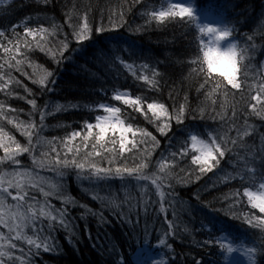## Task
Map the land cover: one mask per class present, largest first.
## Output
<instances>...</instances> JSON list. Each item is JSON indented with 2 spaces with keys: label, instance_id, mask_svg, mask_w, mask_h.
I'll return each instance as SVG.
<instances>
[{
  "label": "snow or ice",
  "instance_id": "obj_1",
  "mask_svg": "<svg viewBox=\"0 0 264 264\" xmlns=\"http://www.w3.org/2000/svg\"><path fill=\"white\" fill-rule=\"evenodd\" d=\"M50 0H37L39 5H47ZM126 3V0H124ZM144 0H133V4H141ZM166 4V6H165ZM160 7L145 4L142 10L144 24L138 26L147 29L155 23L157 28L169 23L192 26L198 33V51L186 62L190 64L184 79L193 77L198 81L197 92L203 91V100L195 108L187 103L185 96L182 103H173L171 109L164 102L151 99L143 94L133 95L129 88L113 87L111 100L127 106L122 108L115 103L104 100L91 101L81 105L79 101L50 102L38 104L37 93L13 75L14 72L31 80L40 89V95H45L54 89V72L42 70L38 76L30 75L24 70L25 64L32 67L31 54L39 51L48 56L54 63L60 64L69 59L65 53L70 49L69 33L78 45L91 41L93 33L105 31L102 22L93 28L89 14L93 12L91 3L78 7L76 4L66 6L64 23L57 24L54 20L47 26L38 22L35 27L29 26L27 18L24 22L23 35L17 33L19 24L12 25L11 36L0 29V264H35L34 257L41 252L60 254V245L53 232L57 228L66 233L70 244L76 242L77 234L72 220L69 218V208L75 207L77 201L67 193L62 183L66 174L74 173L77 179L105 180L116 178L121 181L135 182L139 190V199L125 191V199L118 202L117 197L100 196L93 192L92 199L101 201L116 211L122 212V204L128 203L131 210L132 201L136 206L142 204L147 214L151 196L150 187L154 188L159 205L158 213H167L172 209V219L168 221V230L157 237L156 246L159 252L143 247L149 242L147 230L141 247L137 250L135 264H171L174 250L169 246V232L176 236L180 219L177 213V200L174 188L176 184H186L199 180L208 172L218 170L224 172V180H238L243 189V196L252 209L264 214V135L259 143H248L255 133V125L251 118L264 121V66L257 68L252 64V52L258 47L255 34H246L247 44L239 40L238 25L227 18L213 16L209 12L202 15L197 12L195 0L193 3L165 0ZM103 10H101L102 12ZM103 16H101V21ZM110 30L122 27L125 20L124 3L109 8ZM264 37V20L255 30ZM63 35V39L52 38ZM30 38V39H29ZM207 38V39H205ZM223 45V47H221ZM80 48L71 49L72 53ZM119 49L110 56L112 62L127 68L134 80L142 82L146 91L159 92L161 81L166 73L158 65L144 62L137 69L133 63L127 62ZM212 52L218 57L227 58L229 63L222 67L210 66L208 54ZM177 60V63H184ZM201 77L203 78L201 80ZM51 78V79H50ZM22 88L26 95H21L16 89ZM101 93L107 95V90L101 88ZM171 98V92H170ZM24 100L31 106L26 113L27 120L20 119L24 109L12 107L8 100ZM146 105V111H145ZM85 108L88 118L80 126L67 132L63 137H45L42 133L49 116L69 110ZM51 108V111L48 109ZM131 109L132 112H128ZM97 113L93 115L92 113ZM139 113L148 124L153 125L163 136L172 130V122L185 126V121L191 118L204 120L208 116L218 123L216 128L186 127L185 142L176 152H170L167 157L161 155L153 164L152 156L159 147V140L147 128L138 127L132 113ZM149 113L151 115H149ZM39 115V120L34 119ZM12 125L26 143H21L15 135L5 130L4 123ZM234 133V135H233ZM189 148L191 152H189ZM230 171L221 168V163L228 155ZM31 160L32 167H26L23 158ZM190 156V164L197 166L191 171L180 167V163ZM179 169V171H177ZM41 171L54 173V177L41 175ZM199 173L195 175V173ZM183 174V175H182ZM168 190H173L169 192ZM38 192L42 199H37ZM238 190H232L224 198L231 199L229 212L234 218L243 215L244 221L262 234L259 248L255 245L235 244L231 237L220 230L213 240L219 249L218 259L222 264H229L234 253L247 258L248 264H257L256 257L264 256V215H238L234 209L238 203L235 197ZM199 200V194L196 195ZM52 199L60 202V206L52 203ZM85 209L84 215H97L87 205H79ZM123 214V213H122ZM103 219L102 213L99 214ZM126 215V214H125ZM211 224L212 221L207 222ZM207 225L201 222V230ZM6 230V231H5ZM185 233L189 232L187 227ZM204 240L202 245L213 243ZM167 249V251H165ZM163 253V255L161 254ZM167 257V258H166ZM114 264H125L117 254ZM196 264H200L197 261Z\"/></svg>",
  "mask_w": 264,
  "mask_h": 264
},
{
  "label": "trees",
  "instance_id": "obj_2",
  "mask_svg": "<svg viewBox=\"0 0 264 264\" xmlns=\"http://www.w3.org/2000/svg\"><path fill=\"white\" fill-rule=\"evenodd\" d=\"M89 3L94 9L89 14L93 28L100 26L102 22L105 31L94 32L91 41H86L81 46L72 39L71 30L65 27L64 32L69 33L71 41L70 49L65 53L66 57H70L69 59L56 64L37 50L31 54L33 66L29 67L27 64L24 66V70L30 75L35 73L38 76L44 69L53 71L56 80L55 85L51 86L53 91L40 95V89L32 84L31 80L18 72L13 73L23 84L37 93L38 104L43 105L45 101L60 103L79 101L81 105H84L91 101L104 100L126 108L127 106L120 102L111 100V90L114 86L129 88L133 95L143 93L149 98V102L155 98L157 101L164 102L170 109L174 102L177 104L185 102V96H187V103L193 108L203 100L204 90L197 92L198 81L193 77L183 78L190 67L186 61L198 51V41L195 37L199 34L193 31L192 26L185 27L181 24L169 23L157 28L153 23L151 27L137 31L138 26L144 24L141 13L145 4L158 8L161 4H165V0H144L141 4H133V0H126V3L124 0H50L46 6L39 5L37 0H0V29H4L6 35L11 36L12 25L19 24L16 31L22 36L24 22L27 18H31L28 21L31 27L37 25L38 18L39 22L44 23L45 26L53 20L57 24H63L66 6L76 4L81 7ZM121 3H124L127 23L115 30H110L109 8L116 6L119 10ZM195 4L201 15L209 12L213 16L227 18L236 23L238 37L242 43H248L246 34H255V43L258 47L252 52V64L257 68L264 66V37L255 33L257 26L264 20V0H195ZM101 16H103L102 21ZM52 39H63V35ZM74 48H80V51L72 53L71 49ZM117 49L120 50L118 54L127 62L133 63L137 69L146 61L154 65L156 61H162L163 63L158 67L166 75L161 81V90L159 92L146 91L142 82L135 81L127 68L118 62L114 64L110 56ZM2 55L3 53L0 52V56ZM177 60L185 62L181 64L177 63ZM101 88L107 90V95L100 92ZM16 90L21 95H26L22 88ZM3 99V95L0 94V100ZM8 103L12 107L24 109L19 118L28 119L26 113L31 110V106L26 101L13 98L8 100ZM48 110L51 111V108ZM127 111L132 112L131 109ZM132 114L135 116L134 123L138 127L147 128L160 142L152 156L153 164L161 155L167 157L170 152H176L180 148L185 142V126L201 129L218 127V123L209 119L208 116H205L204 120L189 118L185 121V126H178L173 121L172 130L163 136L153 125L148 124L142 115L134 112ZM88 115L83 107L80 110L55 113L47 118L42 134L48 138L63 137L72 129L78 128L81 122L88 118ZM34 119L38 121L39 115L37 114ZM250 122L255 125L256 130L248 143L258 144L260 137L264 135V121L253 117ZM2 123L6 131L15 135L21 143H26V138L21 136L12 125ZM189 152H191L190 148ZM2 154L0 152V155ZM229 156L231 153L226 155L221 163V168L227 171L231 170ZM23 163L26 167H32L31 160L27 156L23 158ZM180 167L191 171L197 166L190 164L189 156L180 163ZM40 174L54 177V173L48 171H41ZM198 174V172L195 173V175ZM223 175L224 172L214 170L195 182L175 185L174 193L181 203L176 209L180 217L179 227L176 230L178 234L173 236L169 232L168 237L169 246L174 250L171 264H196L197 261H200V264H222V260L218 259L219 249L213 240L216 235L221 234L220 230L231 237L237 245H255L259 248L262 238L260 230L250 227L240 214H264L250 207L247 198L243 196V189L238 180H224ZM62 183L67 193L77 201L75 207L68 206L69 218L74 225L77 239L76 242L70 244L66 239V233L57 228L53 235L56 236L60 245V254L41 252L40 255L34 257L35 264H114L118 253L125 264H135L137 250L145 238V229L149 242L143 247L159 252L156 248L157 237L162 238L161 234L168 230V221L173 217L171 208L167 213H158L159 205L154 202L159 198L154 188L149 189L152 193L149 199L153 203H150L147 214H145L142 204L136 206L135 200L131 202L133 205L131 210L128 203H123L121 212L109 208L106 202L102 206L101 201L92 199V194L95 192L100 196L114 195L118 202H122L125 199L126 190L132 197L139 199V190L134 181L127 182L116 178L100 181L81 180L77 179L74 173H70L63 177ZM234 189L239 191V196L234 198L238 201L234 211L240 215L239 219L234 218L229 212L231 199L224 198ZM197 194H199V200L196 198ZM33 195L37 199H42L38 192H34ZM52 203L60 206V202L55 199H52ZM81 204L87 205L97 215L89 213L81 219L85 212V209L79 206ZM100 213L103 215L102 220ZM209 220L212 221L211 224L207 223ZM202 221L207 225L203 230H201ZM185 227L189 229V232L185 233ZM204 240H213V243L202 245ZM232 259L229 264H233ZM256 260L257 264H264V256H257Z\"/></svg>",
  "mask_w": 264,
  "mask_h": 264
},
{
  "label": "clouds",
  "instance_id": "obj_3",
  "mask_svg": "<svg viewBox=\"0 0 264 264\" xmlns=\"http://www.w3.org/2000/svg\"><path fill=\"white\" fill-rule=\"evenodd\" d=\"M210 62H215L214 64H210V66L214 67H222L225 64H228L229 61L227 58L218 57L215 53L210 52L208 54Z\"/></svg>",
  "mask_w": 264,
  "mask_h": 264
},
{
  "label": "rangeland",
  "instance_id": "obj_4",
  "mask_svg": "<svg viewBox=\"0 0 264 264\" xmlns=\"http://www.w3.org/2000/svg\"><path fill=\"white\" fill-rule=\"evenodd\" d=\"M177 2L193 3L192 0H177ZM197 12H198V9H197ZM221 47H223V45H221ZM232 261H233V264H248L247 258L240 255L239 252L233 254Z\"/></svg>",
  "mask_w": 264,
  "mask_h": 264
}]
</instances>
